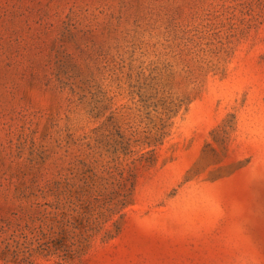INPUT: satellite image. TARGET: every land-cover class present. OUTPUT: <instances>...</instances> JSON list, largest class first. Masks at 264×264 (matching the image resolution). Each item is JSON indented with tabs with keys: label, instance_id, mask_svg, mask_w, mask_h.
I'll list each match as a JSON object with an SVG mask.
<instances>
[{
	"label": "rangeland",
	"instance_id": "374dc122",
	"mask_svg": "<svg viewBox=\"0 0 264 264\" xmlns=\"http://www.w3.org/2000/svg\"><path fill=\"white\" fill-rule=\"evenodd\" d=\"M0 264H264V0H0Z\"/></svg>",
	"mask_w": 264,
	"mask_h": 264
}]
</instances>
